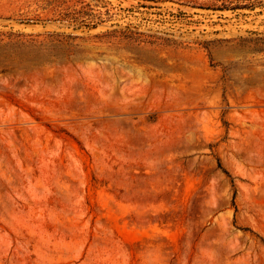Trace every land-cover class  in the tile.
Masks as SVG:
<instances>
[{"label":"rangeland","instance_id":"rangeland-1","mask_svg":"<svg viewBox=\"0 0 264 264\" xmlns=\"http://www.w3.org/2000/svg\"><path fill=\"white\" fill-rule=\"evenodd\" d=\"M0 264H264V0H0Z\"/></svg>","mask_w":264,"mask_h":264},{"label":"trees","instance_id":"trees-1","mask_svg":"<svg viewBox=\"0 0 264 264\" xmlns=\"http://www.w3.org/2000/svg\"><path fill=\"white\" fill-rule=\"evenodd\" d=\"M247 7H251V8H254V4H237V5H234V6H231V5H227V4H223L222 6H218L216 9H232V10H236L238 8H247Z\"/></svg>","mask_w":264,"mask_h":264},{"label":"bare ground","instance_id":"bare-ground-1","mask_svg":"<svg viewBox=\"0 0 264 264\" xmlns=\"http://www.w3.org/2000/svg\"><path fill=\"white\" fill-rule=\"evenodd\" d=\"M178 184V183H177ZM155 190V189H154ZM174 191V190H173ZM176 195V194H175ZM131 220V219H130Z\"/></svg>","mask_w":264,"mask_h":264}]
</instances>
